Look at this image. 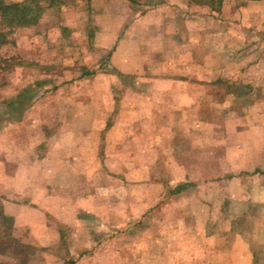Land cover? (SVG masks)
<instances>
[{"label":"rangeland","instance_id":"rangeland-1","mask_svg":"<svg viewBox=\"0 0 264 264\" xmlns=\"http://www.w3.org/2000/svg\"><path fill=\"white\" fill-rule=\"evenodd\" d=\"M39 2L38 23L3 29L0 47V264H229L234 233L264 264L247 200L231 198L252 181L228 184L252 173L228 163L264 111V0ZM169 78L205 82L198 141L144 117L151 80ZM189 177L204 205L180 196ZM197 223L222 228H182ZM213 233L220 261H182L183 237Z\"/></svg>","mask_w":264,"mask_h":264},{"label":"crops","instance_id":"crops-1","mask_svg":"<svg viewBox=\"0 0 264 264\" xmlns=\"http://www.w3.org/2000/svg\"><path fill=\"white\" fill-rule=\"evenodd\" d=\"M119 73L125 74V71L122 69H118ZM136 82V81H135ZM151 88L153 94L150 98V104L154 100L157 99V97L160 98V100L167 102V105L164 107L165 109H156L154 107H151V105L147 104L145 106V118H149L150 121L153 122V125L155 126L159 122L160 117H166V125L169 126V131H172L171 135L173 136L174 134L180 135V137L177 139H184L185 142H190V135L197 134L199 135L197 137V141L200 140V136L203 134L201 133L200 129V121L196 122L198 123L197 126H195L192 131L191 129V121H193V125L195 124V119L199 120L200 119V91H202L201 96H203V99H205V82H201L199 80H191V79H186V80H181V79H176V78H169V79H152L151 80ZM136 84H138L136 82ZM140 84V83H139ZM161 87H165V90H161ZM137 97V95H136ZM138 102L135 101L133 103V114H129L130 116H133V119L136 118H141L140 113H136L137 111H134L135 108L138 107ZM197 102V103H196ZM196 103V104H195ZM141 108V107H138ZM144 108V106H143ZM138 110V109H136ZM203 117V116H201ZM261 118L260 121H256L255 123L251 124V126H248V129H251V131L256 133L254 137L251 139L249 138L247 141L248 143L244 144V148L234 145V150L238 151V153L234 154L232 156L231 154V159L229 160L230 165H235V166H242L243 172H249L252 171V173L248 174L250 176H245L244 174L240 176L238 174L235 178H230L228 180V184L230 186H236L242 184L246 180L249 182L252 181V185H249L246 187L245 190H234L231 191V198L235 199H245L247 200V208L245 209V213L247 214H252L253 218L252 222L250 223L251 229H257V233L260 236L264 237V111L261 112L260 116H257ZM180 121H179V120ZM140 122L138 120H135L133 123V127L135 128L136 126H140ZM177 128L178 130L174 131L173 129ZM193 133V134H192ZM201 134V135H200ZM194 138V137H193ZM192 138V139H193ZM256 174H255V173ZM200 177L197 179H191V177L185 179L183 178V181L186 184L187 190H181V197L185 199L186 197H190L192 195H197L202 197V202L204 205V195L205 192L204 189L201 191V187L198 188V190H190L188 187H190V183L193 181L194 183H197L199 181ZM220 183L218 186H222L224 183H221V180L217 181ZM216 182L214 184H211L212 186H215ZM237 189V187L235 188ZM220 204V203H219ZM211 205H213L211 203ZM222 205V204H221ZM234 205V202L230 201V206ZM237 205V204H236ZM157 206L155 209H161L164 208L166 211L168 209L173 210L174 204H173V198L172 200H167L161 205H155ZM156 213L155 211L151 212ZM261 213V217L257 218V215ZM157 217H159L157 215ZM160 218V217H159ZM168 223V222H167ZM168 226V225H167ZM226 226L230 229L233 230L236 226L232 224H226ZM248 226V224L246 225ZM219 229L215 227L214 224L210 225H183L182 228L187 230V233L189 231H192L194 229L196 230H206V229H217L220 230L222 226L219 224L218 225ZM230 238L232 239L231 242V250L229 252L230 256V262L229 264H248V262H251L254 260L253 254L251 253V249L249 247V243L245 239L243 235L239 236L238 233H234L230 235ZM239 238V239H238ZM183 239H187V241H184L182 244L183 249L188 253L184 254L181 253L182 255V261H192V262H201L205 263L206 261L209 262H215V261H220L221 257L220 255L222 254V246H223V237L220 233H213L210 235V237L205 238L202 235L198 234L196 240H192L194 242L189 241L188 237H183ZM233 240L241 241V253L234 254L232 252V247H233ZM264 243V242H263ZM170 251V249H168ZM207 255H212V257L207 258Z\"/></svg>","mask_w":264,"mask_h":264},{"label":"trees","instance_id":"trees-1","mask_svg":"<svg viewBox=\"0 0 264 264\" xmlns=\"http://www.w3.org/2000/svg\"><path fill=\"white\" fill-rule=\"evenodd\" d=\"M43 14L39 0L8 3L0 0V47L7 43V33L3 29H16L36 25Z\"/></svg>","mask_w":264,"mask_h":264}]
</instances>
